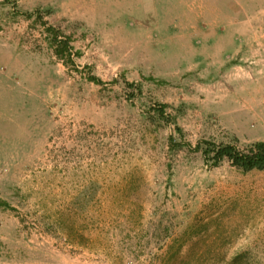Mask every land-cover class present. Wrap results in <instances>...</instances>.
<instances>
[{
	"label": "rangeland",
	"instance_id": "374dc122",
	"mask_svg": "<svg viewBox=\"0 0 264 264\" xmlns=\"http://www.w3.org/2000/svg\"><path fill=\"white\" fill-rule=\"evenodd\" d=\"M202 141H264V0H0V264H264Z\"/></svg>",
	"mask_w": 264,
	"mask_h": 264
},
{
	"label": "trees",
	"instance_id": "16d2710c",
	"mask_svg": "<svg viewBox=\"0 0 264 264\" xmlns=\"http://www.w3.org/2000/svg\"><path fill=\"white\" fill-rule=\"evenodd\" d=\"M53 30V27H48ZM58 34H56V37ZM55 37V38H56ZM62 41H59V44ZM97 83H102L101 79L92 77ZM131 84V83H128ZM166 105H161L159 113H166ZM191 149L200 151L210 167H217L224 162H229L233 167L243 172L253 170H264V141H256L243 148L234 143H215L212 141H202L194 148L189 143ZM0 205L11 207L10 203L0 198Z\"/></svg>",
	"mask_w": 264,
	"mask_h": 264
}]
</instances>
